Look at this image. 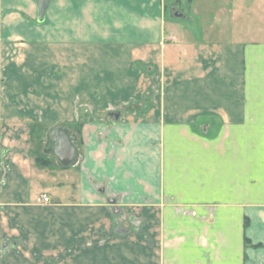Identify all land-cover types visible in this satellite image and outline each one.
I'll return each instance as SVG.
<instances>
[{"label":"rangeland","instance_id":"rangeland-1","mask_svg":"<svg viewBox=\"0 0 264 264\" xmlns=\"http://www.w3.org/2000/svg\"><path fill=\"white\" fill-rule=\"evenodd\" d=\"M217 2L207 0L210 9ZM247 4L246 0L236 20L212 25L220 31L216 36L227 40L264 38V24L259 19L262 9H248ZM165 6L169 18L175 20L177 12L187 13L190 0H165ZM19 19L8 23L0 16V70L3 65L8 67L6 76L4 71L0 76V264H171L169 249L178 258L184 254L189 264L188 253L182 250H187L186 246L175 245H187L192 239L206 248L209 240L210 249L218 248L220 218L208 214L210 209L198 199L205 182V161L216 158L214 152L205 150V143L223 137L204 132L210 120L199 121L200 127L190 124L194 133L187 132L188 124L182 125L185 129L180 128L178 134L164 136V152L170 162L177 161L179 171L170 175L168 188L175 189L178 198L168 193L159 201L126 202L117 193L114 201L102 196L88 203L78 181H73L76 177L64 182L76 168H59L54 157L43 151L47 131L54 124H63L78 134L80 172L92 142L97 144L94 154L100 157L122 143V136L114 131L118 123L130 124L128 137L132 142L136 139L138 147L144 146L140 123L142 69L146 70L137 55L80 54V39L38 37L31 34L38 26L36 16ZM200 25L197 22L198 28ZM7 31H12L11 39ZM47 48L52 51L47 55L48 65L37 68L45 58L40 60L35 53ZM94 68H100L99 79L94 78L97 88L86 84L93 81L87 71ZM14 74L26 84H9ZM43 101L51 107H45ZM19 112L24 116H17ZM190 178L192 184L197 182L191 202L187 197ZM94 187L91 190L99 193V186ZM241 219L245 247L264 248L262 242H253L247 235L251 218Z\"/></svg>","mask_w":264,"mask_h":264},{"label":"crops","instance_id":"crops-1","mask_svg":"<svg viewBox=\"0 0 264 264\" xmlns=\"http://www.w3.org/2000/svg\"><path fill=\"white\" fill-rule=\"evenodd\" d=\"M219 1L210 9L207 0H191L187 13L177 12L171 20L165 0H54L45 22L37 21V30L32 27L31 34L50 40L80 39V54L84 55H137L146 70L142 69L140 123V133L146 138L144 146L138 147V141L134 143L128 137L130 124L118 123L114 131L122 136V143L100 157L94 154L97 144L92 142L82 172L78 169L81 157L72 166L76 171L64 182L76 177L73 181H78L88 203L102 196L114 201L117 193L128 202L159 201L168 193L175 195V189L168 186L170 175L179 171L177 161L167 159L164 136L178 134L182 125L188 124L187 132L194 133L190 124L200 127L199 121L210 120L209 127L205 125L207 131L202 130L224 138L205 143V150L214 152L216 158L205 161V182L198 199L210 209L208 214L219 216L220 243L215 250L210 249L209 240L206 248L192 239L187 245L183 242L175 246H186L187 250H182L188 253L189 264H264V248L245 247L241 219L251 218L247 235L253 242L264 244V38L227 40L216 36L220 31L212 25L236 20L246 0ZM247 1L248 9H262L259 19L264 24V0ZM37 12L35 0H0V16L8 23L22 16H36L37 20ZM7 32L11 39L12 31ZM90 42L93 46H87ZM45 51L35 53L40 60L45 58L37 68L48 65L47 55L52 51ZM1 67L6 76L8 67ZM99 71L88 69L93 81L87 85L96 87L94 78L99 79ZM18 78L14 74L9 84L24 86L26 83ZM19 113L16 115L22 117L24 112ZM149 139L156 142L149 143ZM94 185L99 186L97 194L91 190ZM196 187V181L190 184V202L195 199ZM171 251L167 250L171 264H186L184 254L178 258Z\"/></svg>","mask_w":264,"mask_h":264},{"label":"water","instance_id":"water-1","mask_svg":"<svg viewBox=\"0 0 264 264\" xmlns=\"http://www.w3.org/2000/svg\"><path fill=\"white\" fill-rule=\"evenodd\" d=\"M54 0H35L37 4V21L45 22L50 4ZM79 137L76 132L62 124H54L47 131V140L43 151L54 157L61 168L75 166L81 158L76 144Z\"/></svg>","mask_w":264,"mask_h":264},{"label":"built area","instance_id":"built-area-1","mask_svg":"<svg viewBox=\"0 0 264 264\" xmlns=\"http://www.w3.org/2000/svg\"><path fill=\"white\" fill-rule=\"evenodd\" d=\"M44 198H46L47 196L46 195H43Z\"/></svg>","mask_w":264,"mask_h":264},{"label":"trees","instance_id":"trees-1","mask_svg":"<svg viewBox=\"0 0 264 264\" xmlns=\"http://www.w3.org/2000/svg\"><path fill=\"white\" fill-rule=\"evenodd\" d=\"M191 1V0H190Z\"/></svg>","mask_w":264,"mask_h":264}]
</instances>
